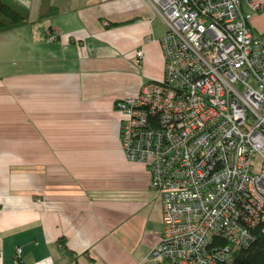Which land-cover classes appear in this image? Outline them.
Returning a JSON list of instances; mask_svg holds the SVG:
<instances>
[{"label": "crops", "instance_id": "crops-1", "mask_svg": "<svg viewBox=\"0 0 264 264\" xmlns=\"http://www.w3.org/2000/svg\"><path fill=\"white\" fill-rule=\"evenodd\" d=\"M15 1L28 18L0 31V264L17 248L21 264H163L161 204L115 102L162 77L165 26L141 0Z\"/></svg>", "mask_w": 264, "mask_h": 264}, {"label": "built area", "instance_id": "built-area-1", "mask_svg": "<svg viewBox=\"0 0 264 264\" xmlns=\"http://www.w3.org/2000/svg\"><path fill=\"white\" fill-rule=\"evenodd\" d=\"M141 1L166 29L164 78L115 108L122 149L148 167L162 208L149 255L163 264H235L234 250L259 225L264 232V32L251 26L264 0Z\"/></svg>", "mask_w": 264, "mask_h": 264}, {"label": "trees", "instance_id": "trees-1", "mask_svg": "<svg viewBox=\"0 0 264 264\" xmlns=\"http://www.w3.org/2000/svg\"><path fill=\"white\" fill-rule=\"evenodd\" d=\"M27 18L28 9L23 4L15 0H0V31L15 27L25 22ZM50 34L53 33L48 35ZM254 235V240L247 247L234 250L233 260L235 264H264V232H262V226L259 225L254 230Z\"/></svg>", "mask_w": 264, "mask_h": 264}, {"label": "rangeland", "instance_id": "rangeland-1", "mask_svg": "<svg viewBox=\"0 0 264 264\" xmlns=\"http://www.w3.org/2000/svg\"><path fill=\"white\" fill-rule=\"evenodd\" d=\"M256 15H258V14H256ZM256 15H254V16H256ZM259 15H260V13H259ZM254 16H253V18H254ZM158 18V17H157ZM252 18V19H253ZM159 19V18H158ZM162 22V21H161ZM163 23V22H162ZM164 25V24H163ZM162 24H161V26H163ZM159 32H161V28H157V33H159ZM160 46H161V44H160ZM162 58H163V75H162V77L160 78H152L151 80H156V81H161V80H163V78H164V73H165V58H164V55H163V53H162Z\"/></svg>", "mask_w": 264, "mask_h": 264}]
</instances>
